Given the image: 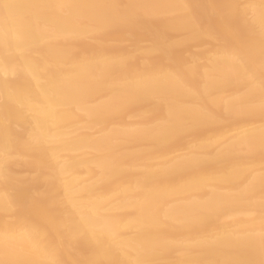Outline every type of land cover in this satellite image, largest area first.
Here are the masks:
<instances>
[{"label": "bare ground", "instance_id": "bare-ground-1", "mask_svg": "<svg viewBox=\"0 0 264 264\" xmlns=\"http://www.w3.org/2000/svg\"><path fill=\"white\" fill-rule=\"evenodd\" d=\"M9 2L0 264H264L261 0Z\"/></svg>", "mask_w": 264, "mask_h": 264}, {"label": "snow or ice", "instance_id": "snow-or-ice-1", "mask_svg": "<svg viewBox=\"0 0 264 264\" xmlns=\"http://www.w3.org/2000/svg\"><path fill=\"white\" fill-rule=\"evenodd\" d=\"M10 7L9 0H0V9ZM47 7H70V5H47ZM104 7H116L115 5H107ZM261 76H262V86H264V65L261 68ZM262 212H264V207H262Z\"/></svg>", "mask_w": 264, "mask_h": 264}, {"label": "rangeland", "instance_id": "rangeland-1", "mask_svg": "<svg viewBox=\"0 0 264 264\" xmlns=\"http://www.w3.org/2000/svg\"><path fill=\"white\" fill-rule=\"evenodd\" d=\"M204 48H194L193 50H203ZM206 49V48H205ZM204 49V50H205ZM133 118V119H132ZM127 121H129V122H134L135 121V119H134V117H129L128 119H127ZM88 132H90V131H88ZM93 132V134H95L94 132L95 131H92ZM92 132H90V133H92ZM184 152V150L183 151H177V152H175L174 154H176V155H178V154H182ZM24 174V173H23ZM26 174V173H25ZM229 219H225V221H228Z\"/></svg>", "mask_w": 264, "mask_h": 264}, {"label": "clouds", "instance_id": "clouds-1", "mask_svg": "<svg viewBox=\"0 0 264 264\" xmlns=\"http://www.w3.org/2000/svg\"><path fill=\"white\" fill-rule=\"evenodd\" d=\"M261 4L264 5V0H261Z\"/></svg>", "mask_w": 264, "mask_h": 264}]
</instances>
